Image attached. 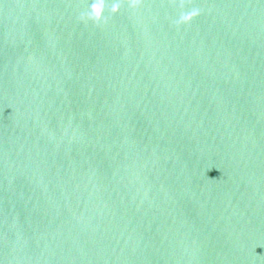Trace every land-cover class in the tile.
<instances>
[{
    "label": "water",
    "instance_id": "1",
    "mask_svg": "<svg viewBox=\"0 0 264 264\" xmlns=\"http://www.w3.org/2000/svg\"><path fill=\"white\" fill-rule=\"evenodd\" d=\"M0 0V264H264V0Z\"/></svg>",
    "mask_w": 264,
    "mask_h": 264
},
{
    "label": "clouds",
    "instance_id": "2",
    "mask_svg": "<svg viewBox=\"0 0 264 264\" xmlns=\"http://www.w3.org/2000/svg\"><path fill=\"white\" fill-rule=\"evenodd\" d=\"M121 0H112L111 12L117 13L120 9ZM140 3V0H132V7H136ZM107 5L106 0H91L87 10L80 14L81 20L92 21L96 24L106 22L107 20ZM181 11L173 20V23L177 26L187 25L191 23L201 13V9L193 7L189 9L184 8V0H180Z\"/></svg>",
    "mask_w": 264,
    "mask_h": 264
}]
</instances>
